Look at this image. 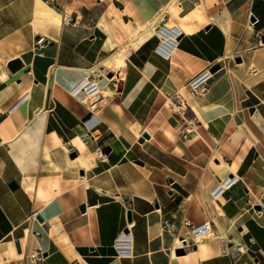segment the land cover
Returning a JSON list of instances; mask_svg holds the SVG:
<instances>
[{
  "label": "crops",
  "instance_id": "crops-1",
  "mask_svg": "<svg viewBox=\"0 0 264 264\" xmlns=\"http://www.w3.org/2000/svg\"><path fill=\"white\" fill-rule=\"evenodd\" d=\"M168 1L0 0V264H264V0H175L184 17L168 7L155 28L191 30L166 58L150 24ZM63 7L73 23L60 24ZM100 68L99 99L72 91ZM207 68V91L191 96ZM177 98L199 122L187 140ZM181 218L211 225L194 263L173 258L190 251L161 229ZM226 231L248 250L224 246Z\"/></svg>",
  "mask_w": 264,
  "mask_h": 264
},
{
  "label": "built area",
  "instance_id": "built-area-1",
  "mask_svg": "<svg viewBox=\"0 0 264 264\" xmlns=\"http://www.w3.org/2000/svg\"><path fill=\"white\" fill-rule=\"evenodd\" d=\"M45 1L49 2L51 0H45ZM176 4L181 6L180 1H177ZM60 12H61L60 13V24L61 25H67V24L73 23L74 18L72 17L71 11H69L67 7H63ZM256 20L257 19L254 18V21L252 22V24ZM156 35L160 37L159 34L156 33ZM176 37L177 35L174 36V40H176ZM45 43H46L45 37L37 36L33 43V48L34 49L41 48L44 46ZM161 44L162 42L160 40L156 47V50L160 49V47L162 46ZM170 50H171L170 47L168 48L164 46L161 47L162 56L167 58L171 52ZM109 71L112 72V75L116 74V72L111 69ZM109 71L105 68H100L96 73L93 70H90L89 78H84L80 80L73 87L72 91H74V93L84 92L88 95V97H92V99L96 101L97 99L100 98V96H99V87L97 86L95 79L97 77L107 76ZM94 74L96 75V77L94 76ZM212 75H213V72L207 68L203 70L201 73H199L198 75H196L195 77H193L188 82V88H189L190 95L197 96V95H201L205 93L208 89V85H209L208 82L211 80ZM88 104L90 105L91 108L95 107L92 102H88ZM168 104L171 106L172 110L176 114L179 115L178 116L179 125L176 129L177 134L183 140L189 139L191 134L193 133V131L195 130L196 126L199 123L197 116L193 115V116L187 117L186 111H183L184 107L186 108V106L178 98L175 101H171ZM96 155L99 160L101 161L105 160L104 158L105 154L102 150L100 149L96 150ZM232 182L233 180L231 182H229L228 180L227 182L224 183V186L216 187L211 192V197L213 199H216L222 193V191L224 190V187L226 185L229 186ZM251 210L255 216H260L263 211V207L261 204H258V208L252 205ZM130 227H131V223H128L126 226V229L129 230ZM161 229L169 230L173 234L175 238V242H176V247H174L175 251L177 249H182L184 250V252L192 251L197 248L201 240L208 238L212 235L210 223L207 224V222H204L201 224H194L189 219H185V218H181L177 224L175 221H169L167 219H164L161 223ZM122 235L127 237L128 233H122ZM119 240H123V237L121 236ZM222 241L224 243V246L226 247L232 246L237 252L243 253L248 250L243 244L235 241L234 235L231 232L226 231L225 234L223 235ZM128 242L130 241H127V239L126 241L125 240L117 241V245L122 248V249H119V250H122V254H125V255L129 254V243ZM254 243H255V240L253 238H250L249 244H254ZM30 257L31 259L38 261V262H40L43 259L42 252L39 250L33 251L30 254Z\"/></svg>",
  "mask_w": 264,
  "mask_h": 264
},
{
  "label": "bare ground",
  "instance_id": "bare-ground-1",
  "mask_svg": "<svg viewBox=\"0 0 264 264\" xmlns=\"http://www.w3.org/2000/svg\"><path fill=\"white\" fill-rule=\"evenodd\" d=\"M46 6V5H45ZM170 7V9L172 10V12L174 14H176L177 17H181L183 18L184 14H183V10H182V6H179L178 4H175V0H169L167 3V6L164 7L165 9H163V11L156 17V19L150 24V26L152 27L153 31L157 34H159V36L161 37V42L162 45L164 46L165 44H167L168 41H170L171 39H174V36L178 35L179 32H188L191 30V28L188 27H181V26H177L175 24H166L165 26L162 25L160 26L158 29L155 28V24L157 22V19H160L161 16H163V12L166 10V8ZM48 8V7H46ZM50 10V8H48ZM54 19L55 21L58 22L59 20V15L57 13H55L52 9H51ZM126 51L125 47H121L120 49L117 50V53L115 54V58H114V62H113V66L111 68V70L117 72L121 69L124 61L123 58L126 55ZM84 74H86V78H89V76L87 77L88 74H90V72H83ZM107 81V77L104 76V78L100 81H96L97 86L100 88L105 82ZM80 95H83L82 93ZM213 167H215L216 169H218L219 167L222 166L221 165H216L215 163H212ZM207 224H209L207 222ZM201 249L204 247L201 244ZM197 253L190 251L188 254L184 255V256H173L174 259H179L180 257L183 258H187L188 260H190L191 262L194 263V259H196Z\"/></svg>",
  "mask_w": 264,
  "mask_h": 264
},
{
  "label": "water",
  "instance_id": "water-1",
  "mask_svg": "<svg viewBox=\"0 0 264 264\" xmlns=\"http://www.w3.org/2000/svg\"><path fill=\"white\" fill-rule=\"evenodd\" d=\"M261 40L264 42V36H262L261 37ZM218 67L216 66L215 68H214V70L215 69H217ZM108 76H111V74H109ZM88 118H90V115H88L87 117H86V119H88ZM85 119V120H86ZM147 135H143V137H146ZM142 140V139H141ZM71 157L73 158V157H75V153H71ZM9 186L11 187V188H14L15 187V182L14 181H11L10 183H9ZM84 208H85V205H82L81 207H80V210L83 212L84 211ZM256 208H258V207H256ZM127 217H128V221H129V223L131 222V217H130V212L128 211V213H127ZM36 218H37V220H39V221H42V218L39 216V215H37L36 216ZM176 254L177 255H182V254H184V250H182V249H177L176 250Z\"/></svg>",
  "mask_w": 264,
  "mask_h": 264
},
{
  "label": "rangeland",
  "instance_id": "rangeland-1",
  "mask_svg": "<svg viewBox=\"0 0 264 264\" xmlns=\"http://www.w3.org/2000/svg\"><path fill=\"white\" fill-rule=\"evenodd\" d=\"M68 9H69V11H70V8H69V7H68ZM114 52H115V54H116V53H117V50H115ZM112 64H113V63H112ZM112 64H111V65H112ZM105 66H109V65L106 64ZM111 68H112V67H111ZM89 75H90V74H88L87 77H88Z\"/></svg>",
  "mask_w": 264,
  "mask_h": 264
}]
</instances>
